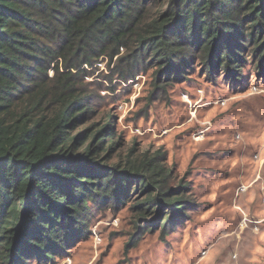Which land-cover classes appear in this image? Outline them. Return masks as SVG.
<instances>
[{
	"label": "trees",
	"instance_id": "obj_1",
	"mask_svg": "<svg viewBox=\"0 0 264 264\" xmlns=\"http://www.w3.org/2000/svg\"><path fill=\"white\" fill-rule=\"evenodd\" d=\"M244 50L264 73V0H0V264L65 256L91 236V204H125L132 185L144 191L138 219L159 207L161 233L191 207L189 185L162 183L170 171L156 157L106 168L121 136L91 104L102 87L84 65L116 57L123 79L152 68L156 93L197 60L208 81L237 83Z\"/></svg>",
	"mask_w": 264,
	"mask_h": 264
},
{
	"label": "rangeland",
	"instance_id": "obj_2",
	"mask_svg": "<svg viewBox=\"0 0 264 264\" xmlns=\"http://www.w3.org/2000/svg\"><path fill=\"white\" fill-rule=\"evenodd\" d=\"M239 56L237 83L222 73L208 81L197 60L183 81L156 93L152 68L123 79L113 67L116 57L84 65L90 73L85 81L102 87L91 104L114 116L115 139L121 136L102 155L106 168L118 171L156 157L170 171L162 183L183 179L189 185L191 207L161 233L154 221L159 207L149 214L141 205L138 219L133 205L144 191L132 185L125 204H91V236L50 264H264V73L256 72L251 51ZM166 215L162 209L161 218Z\"/></svg>",
	"mask_w": 264,
	"mask_h": 264
},
{
	"label": "built area",
	"instance_id": "obj_3",
	"mask_svg": "<svg viewBox=\"0 0 264 264\" xmlns=\"http://www.w3.org/2000/svg\"><path fill=\"white\" fill-rule=\"evenodd\" d=\"M205 123L210 124L209 122H205ZM200 131H202V130H200ZM200 131H198V132H200ZM198 132H197V133H198ZM197 133H196L195 135H197Z\"/></svg>",
	"mask_w": 264,
	"mask_h": 264
}]
</instances>
